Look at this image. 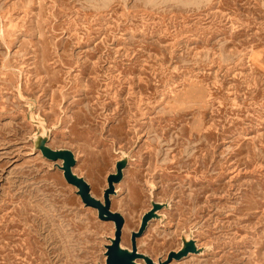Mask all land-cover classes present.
I'll return each instance as SVG.
<instances>
[{
	"label": "rangeland",
	"instance_id": "rangeland-1",
	"mask_svg": "<svg viewBox=\"0 0 264 264\" xmlns=\"http://www.w3.org/2000/svg\"><path fill=\"white\" fill-rule=\"evenodd\" d=\"M43 126L97 199L128 157L123 249L155 202L140 254L264 264V0H0V264H106Z\"/></svg>",
	"mask_w": 264,
	"mask_h": 264
},
{
	"label": "water",
	"instance_id": "water-1",
	"mask_svg": "<svg viewBox=\"0 0 264 264\" xmlns=\"http://www.w3.org/2000/svg\"><path fill=\"white\" fill-rule=\"evenodd\" d=\"M43 127L45 129L44 134L35 138L36 148L39 149L43 157L49 161L55 163L59 161L62 162V165H58V168L63 172L66 182L78 190L77 194L86 207L97 210L99 220L114 223V237L109 239L110 245L106 246V264H138L137 260H144L146 264H171L173 261H180L190 254L200 253L196 242L187 237L183 238V247L177 252H171L165 261H159L157 263L149 256L138 252L137 239L145 233L152 220L159 218L158 212L164 207H167L165 204L155 202L152 203L151 210L144 214L139 230L132 234V250L123 249L121 242L125 219L121 214L114 213L111 210V206L112 197L117 194L116 185L124 178V170L128 166V157H124L117 162L116 172L109 175L107 178L108 187L104 191L103 200L97 199L91 194V188L86 180L73 172V168L77 164L75 155L69 150H53L49 148L47 146L48 132L45 126Z\"/></svg>",
	"mask_w": 264,
	"mask_h": 264
}]
</instances>
